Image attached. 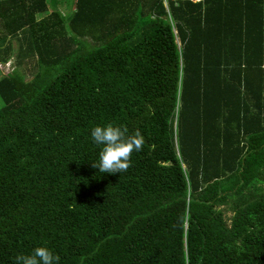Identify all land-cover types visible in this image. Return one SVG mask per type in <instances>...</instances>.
Listing matches in <instances>:
<instances>
[{"label": "trees", "instance_id": "1", "mask_svg": "<svg viewBox=\"0 0 264 264\" xmlns=\"http://www.w3.org/2000/svg\"><path fill=\"white\" fill-rule=\"evenodd\" d=\"M72 3L0 0V264L39 246L58 264H264V0ZM109 123L145 137L125 173L92 167Z\"/></svg>", "mask_w": 264, "mask_h": 264}, {"label": "clouds", "instance_id": "2", "mask_svg": "<svg viewBox=\"0 0 264 264\" xmlns=\"http://www.w3.org/2000/svg\"><path fill=\"white\" fill-rule=\"evenodd\" d=\"M127 127L97 125L91 130L92 141L101 146L99 159L92 163L100 173H125L132 166V154L143 150L145 137L137 129L129 135ZM60 257L46 246L36 247L31 254L15 257V264H58Z\"/></svg>", "mask_w": 264, "mask_h": 264}, {"label": "rangeland", "instance_id": "3", "mask_svg": "<svg viewBox=\"0 0 264 264\" xmlns=\"http://www.w3.org/2000/svg\"><path fill=\"white\" fill-rule=\"evenodd\" d=\"M49 1V5H48V12L53 11V10H57L60 11L61 13L65 14L66 16H70L72 9H73V3L72 0H48ZM47 12V13H48ZM45 13V15L47 14ZM43 15V16H45ZM40 18V17H38ZM12 46H13V52L14 55H16L18 46L16 44V42H12ZM13 55V56H14ZM10 57L11 58H13ZM9 59V60H10ZM14 62V59H11V62ZM13 63H7L4 66H0L1 70H0V78L3 74H5L7 71H10L13 69L14 64ZM19 72L23 73L25 75L26 80H29L32 75L35 73L36 69H35V63L34 61L31 62H26L25 64H21L20 66L15 67ZM2 105V102L0 101V106ZM221 210H223L224 215L226 220L228 221L229 217L231 216V211L228 210L227 207H223L221 208Z\"/></svg>", "mask_w": 264, "mask_h": 264}, {"label": "built area", "instance_id": "4", "mask_svg": "<svg viewBox=\"0 0 264 264\" xmlns=\"http://www.w3.org/2000/svg\"><path fill=\"white\" fill-rule=\"evenodd\" d=\"M180 1H183V0H162L165 9H166V6H167L168 2H172V3L176 4V3L180 2Z\"/></svg>", "mask_w": 264, "mask_h": 264}]
</instances>
